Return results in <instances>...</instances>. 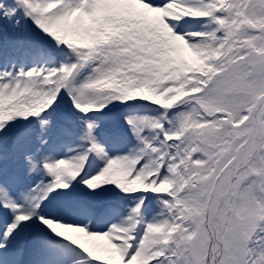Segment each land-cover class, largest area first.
<instances>
[{
	"label": "snow or ice",
	"instance_id": "1",
	"mask_svg": "<svg viewBox=\"0 0 264 264\" xmlns=\"http://www.w3.org/2000/svg\"><path fill=\"white\" fill-rule=\"evenodd\" d=\"M0 264H264V0H0Z\"/></svg>",
	"mask_w": 264,
	"mask_h": 264
}]
</instances>
